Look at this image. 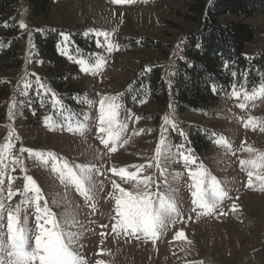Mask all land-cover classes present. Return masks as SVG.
I'll return each instance as SVG.
<instances>
[{
	"label": "rangeland",
	"instance_id": "obj_1",
	"mask_svg": "<svg viewBox=\"0 0 264 264\" xmlns=\"http://www.w3.org/2000/svg\"><path fill=\"white\" fill-rule=\"evenodd\" d=\"M187 6L185 0H125L121 3H115L114 0H59L51 6L47 16L41 17L31 15L25 0L18 7L16 22L23 39L24 64L18 72L0 71V84L7 79L13 88L10 97L0 99V114L6 112L4 118L0 117V143L4 142L10 126L18 137L13 140L16 145L14 154L20 146L53 151L69 162L92 163L99 169L94 173L97 183L94 200L86 203L74 187L66 188L61 183L50 164L45 167L37 160L28 158L27 153L24 154L27 173L41 186L53 211L59 215L65 203L73 208L79 225L73 226L72 230L80 233L77 250L84 257L85 264H97L98 261L104 264H264V189L258 183H254L252 188L247 187V168L242 169L240 165L241 159L251 157L242 146L251 145L264 150V131L261 130L264 127V96L245 101L243 95L234 97L230 90L205 113L180 112L174 100L165 107L150 101L129 106L123 102L124 96L131 95L136 74L140 73L141 67L160 62L165 66V72L171 63V55L178 53L175 48L180 37L196 28L184 21V16L189 12ZM225 18L234 17L226 15ZM235 19L243 20L255 29L254 40L244 48L245 56L255 57L264 47V12ZM21 21L26 23L25 29L19 27ZM44 25L80 30L90 37L94 36L96 41L100 40L104 45L111 41L119 46L118 50L108 52L106 47H98L96 43L94 50L87 53V60L92 62L97 56L103 57L105 63L102 69L92 74L81 71L79 67V78L75 81L83 92V101L87 98L98 102L104 95H121V114L128 125L123 139L129 142L123 144L122 140L116 152H107L97 138L98 103H84V115L81 118L73 117V126L77 120L86 123L83 134L68 131L66 124L61 128L60 124L65 123L61 116L55 117L54 128L45 125L44 117L47 115L43 116V121L37 127L27 123L24 110L27 96L19 95L23 87L21 78L30 71L39 75L40 61L34 37ZM96 31H107L111 35L107 38L98 37ZM2 36L0 30V39ZM146 36L172 44L167 49L168 53L140 46ZM13 99L23 100L24 103L16 104L10 119L8 113ZM240 103H245L246 107L241 109L238 107ZM165 114H169L187 136L185 140L168 125V137L174 144L184 143L187 148H191L189 135L192 129H207L211 144L207 152L196 156V166L202 163L211 175L220 180L228 197L221 202L217 212L197 216L191 211V192L188 187L191 181L183 162L166 164L170 173H182L175 180L169 176V181L175 189L172 195L183 219L170 225L155 242L143 236L137 239L122 232L114 233L111 230L114 201L108 193L113 191L112 181L121 183L122 187L128 185L122 183L109 169L146 163L154 155ZM249 116L259 118L255 127L244 126ZM217 140H226L227 144L217 143ZM155 171V167L146 168L143 175H151ZM11 174L19 177L14 181V189L22 188L23 174L20 169L17 168ZM101 185L103 190H100ZM161 190H164L163 186ZM6 191L7 176L5 194ZM20 199L17 194L10 203L15 205ZM53 199L57 203H53ZM91 203L95 204L94 208L89 207ZM233 204L236 205L235 211L232 210ZM29 219L34 221L32 216ZM180 230L184 231L185 239L174 238Z\"/></svg>",
	"mask_w": 264,
	"mask_h": 264
},
{
	"label": "snow or ice",
	"instance_id": "obj_2",
	"mask_svg": "<svg viewBox=\"0 0 264 264\" xmlns=\"http://www.w3.org/2000/svg\"><path fill=\"white\" fill-rule=\"evenodd\" d=\"M114 2L121 3L125 0H114ZM19 27L25 29L27 25L21 21ZM95 35L107 38L111 33L96 31ZM69 40L68 34L61 33V43L58 48L67 46ZM96 43L98 47H106L108 52L119 49V46L111 41L106 45L102 44L100 40H97ZM76 63L81 71L96 74L102 69L105 60L103 57L97 56L94 61L89 62L82 57L76 60ZM224 63L227 68L228 62ZM232 75L236 76L237 73L233 72ZM26 77L27 73L25 77L21 78L23 87L19 92L20 96H27V90L32 87ZM37 84L40 93L44 98H48V103L54 110L53 115L44 117L45 125L54 128L56 126L54 117L60 115L65 121L60 124L61 128L66 124L68 131L83 134L87 127L86 123L77 120L73 126L75 113L65 114V106L57 93L47 84L42 83L39 78H37ZM211 89L213 92L217 91L214 83L211 84ZM231 94L234 97L243 95L245 101L254 100L264 96V82L253 85L251 92L243 84L240 85L239 90H237L236 84H232ZM44 98L40 101L42 107L45 103ZM120 100L121 95L117 94L116 96H101L98 102L87 98L81 101L87 105L98 103L97 138L107 152L111 153L117 151V146L121 145L122 140L123 144L129 142V140L123 139L128 125L121 114L123 105ZM18 102L24 103L23 100L13 99L10 104L8 113L10 119ZM238 107L244 109L246 104L240 103ZM136 120H139V117H136ZM257 120L259 118L249 116L244 126L255 127ZM168 125L171 126L172 131L178 132L187 140L186 134L177 127L170 115L165 114L154 155L146 163L109 169L122 183L128 185L122 187L121 183L112 181L113 191L108 193V196L114 201L112 232L117 234L122 232L126 236H135L137 239L143 236L145 239L155 242L170 225L175 224L178 219H183L175 197L172 195L175 189L171 187L169 181V176L175 180L182 176V173H170L166 164L183 162L191 181L188 185L191 192V211L197 216L217 212L221 202L228 197V192L222 187L220 180L211 175L202 163L196 166L197 158L191 148H187L184 143L174 144L169 139ZM9 128L4 142L0 143V264H85L84 257L77 250L80 233L72 230L73 226L79 225L73 208L70 204L65 203L59 215L53 211L41 186L32 175L27 173L24 154L27 153L28 158L37 160L45 167L50 164L51 170L58 174L61 183L65 184L66 188L74 187L86 203L94 200V193L97 190L94 173L99 169L92 163L69 162L53 151L20 146L14 154L16 145L13 140L18 137H16L15 129L10 126ZM261 130L264 131V127ZM216 142L227 144L226 140H217ZM228 147L231 146L228 145ZM242 147L244 151L251 154L249 159L240 160L241 168H247L248 182L246 186L252 188L254 183H258L264 189V150L256 149L251 145ZM153 167L156 169L154 173L143 175L146 168ZM17 168L23 174V184L22 188L14 189V181L19 177L11 173H14ZM129 168L135 170L131 171ZM6 176L7 191L5 194ZM162 186L164 190H161ZM100 190H103L102 185ZM17 194L21 199L13 205L10 202ZM53 203H57V201L53 199ZM89 207L94 208L95 204L91 203ZM232 210H236L235 204H233ZM30 216L34 217V221H30ZM102 227H107V225H102ZM174 238L185 239L184 231L176 232ZM97 264H104V262L98 261Z\"/></svg>",
	"mask_w": 264,
	"mask_h": 264
},
{
	"label": "trees",
	"instance_id": "obj_3",
	"mask_svg": "<svg viewBox=\"0 0 264 264\" xmlns=\"http://www.w3.org/2000/svg\"><path fill=\"white\" fill-rule=\"evenodd\" d=\"M21 1L0 0V30L3 32L0 39V71L6 73L23 69V39L16 22ZM25 1L31 15L41 17L47 16L51 6L59 0ZM185 1L189 12L184 16V21L196 28L178 40L175 48L178 53L171 55L167 73L160 62L141 67L140 73L136 74L131 95L123 98L126 105L150 101L159 107H165L174 100L180 112L205 113L230 92L232 84H236L237 88L243 84L248 90H252L253 85L264 82V47L255 57L245 56L244 48L254 40L255 29L245 21L235 19L264 12V0ZM226 15L234 18H225ZM61 33L68 34L70 40L67 46L58 48ZM34 40L40 71L39 75L30 71L26 77L32 85L28 89L24 109L27 123L37 127L44 115H53L54 111L48 98L40 93L37 78L61 98L65 114L75 113L76 117L81 118L85 105L81 103L83 92L75 83L80 74L76 60L80 57L88 59L87 53H91L96 47L95 37L80 30L44 25L37 30ZM139 45L155 52L168 53L167 49L172 44L146 36ZM226 61L227 68L224 63ZM233 72L237 75L233 76ZM10 82L6 79L0 84L1 100L13 93ZM213 83L216 85V92L211 89ZM42 98L45 100L43 107L40 103ZM5 116L6 112L3 111L0 117ZM58 116L60 115L55 117ZM189 141L195 156L203 155L211 144L210 134L205 127L193 128Z\"/></svg>",
	"mask_w": 264,
	"mask_h": 264
}]
</instances>
